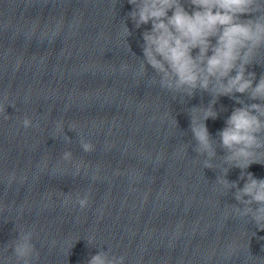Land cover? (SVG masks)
<instances>
[{"label":"clouds","instance_id":"9594fccd","mask_svg":"<svg viewBox=\"0 0 264 264\" xmlns=\"http://www.w3.org/2000/svg\"><path fill=\"white\" fill-rule=\"evenodd\" d=\"M128 3L133 7L127 17L135 28L151 25L142 33L143 58L133 76L143 78L150 66L155 73L150 84L158 83L161 89L177 97L192 98L198 92L211 97L207 106L191 107L190 131L196 142L193 151L204 157V167L208 169L214 168L217 148L224 152L221 156L224 172L217 184L225 192L234 190L237 202L229 204L226 211L264 231V178L247 171L252 164L264 165V74L257 81L255 72L248 71L264 55V0H187L191 11L186 9L185 0H128ZM131 34L124 21L122 37L127 41ZM128 70L129 65L122 63L120 71ZM221 96L233 99L239 106L233 108L214 138L205 122L218 117L215 105ZM9 106L16 107L5 93L0 99V119H11L6 111ZM20 125L24 129L39 126L27 115L20 118ZM67 128L74 131L71 126ZM54 133L65 134L62 122L55 124ZM66 139L70 142L69 137ZM79 143L83 152L94 151L91 141L82 136ZM61 160L71 165L74 177L82 171L87 175L88 165L74 160L70 150L62 153ZM234 167L241 170L239 180L245 181L243 187L226 178ZM66 197L70 199L71 193ZM89 198L87 191L77 193L75 204L83 210L89 206ZM16 232L17 236L6 248L11 249L9 259H14V264H33L34 259H39L33 243L34 230L22 226ZM94 240L92 236L87 242ZM87 264H126V256L100 248Z\"/></svg>","mask_w":264,"mask_h":264}]
</instances>
